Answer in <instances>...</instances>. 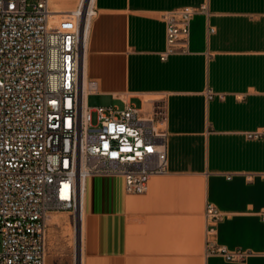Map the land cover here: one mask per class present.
<instances>
[{"label": "crops", "instance_id": "0c3cea01", "mask_svg": "<svg viewBox=\"0 0 264 264\" xmlns=\"http://www.w3.org/2000/svg\"><path fill=\"white\" fill-rule=\"evenodd\" d=\"M200 5L185 52L160 60L161 13ZM93 8L84 74L96 91L86 99L105 96L146 118L161 103L167 172L142 195L126 194L118 176L92 175L83 244L48 224L44 264H264V135L248 137L264 129V0H94ZM219 248L252 254L230 262L210 253Z\"/></svg>", "mask_w": 264, "mask_h": 264}, {"label": "built area", "instance_id": "2783aa9c", "mask_svg": "<svg viewBox=\"0 0 264 264\" xmlns=\"http://www.w3.org/2000/svg\"><path fill=\"white\" fill-rule=\"evenodd\" d=\"M52 12L50 0H0V264H44L48 218L71 213L77 228L85 177L118 176L126 194L142 195L153 177L167 172L161 103L148 118L131 106L86 105L96 91L83 67L85 19L94 8L84 20L79 8L72 11L66 26L52 25ZM205 12L200 5L161 13L166 48L160 60L185 52L190 21ZM263 135L264 129L248 133ZM206 217L212 222L218 213L209 206ZM210 253L230 262L252 254Z\"/></svg>", "mask_w": 264, "mask_h": 264}, {"label": "rangeland", "instance_id": "374dc122", "mask_svg": "<svg viewBox=\"0 0 264 264\" xmlns=\"http://www.w3.org/2000/svg\"><path fill=\"white\" fill-rule=\"evenodd\" d=\"M75 7V8H74ZM51 8H55L57 12H59L56 17H54V22L52 25L54 26H66L69 25V23H64L66 20V17L63 14H66L69 11H74L78 8V0H68L66 3L62 2V0H52L51 3ZM52 23V20H50ZM114 103L107 97L105 96H100V95H90L86 99V105L87 107L94 109L96 107L100 106H109L113 105ZM92 121L95 123V113H92ZM120 178V177H119ZM57 215L61 220H66L67 224H64L62 222H57L56 224H61L64 225L65 227V233L67 236L70 237L71 241L72 239L79 236V229L78 225L77 228L73 225V216L71 213L68 212H61V213H53ZM79 241V237L78 240ZM0 250H1V236H0Z\"/></svg>", "mask_w": 264, "mask_h": 264}, {"label": "bare ground", "instance_id": "6f19581e", "mask_svg": "<svg viewBox=\"0 0 264 264\" xmlns=\"http://www.w3.org/2000/svg\"><path fill=\"white\" fill-rule=\"evenodd\" d=\"M76 1V0H75ZM93 4H94V0H78V8H79V13L82 14V16L84 15V12L87 10H90L93 8ZM75 8V7H74ZM59 12L54 11L52 12L51 16H50V20H52V24H53V20L54 17H56V15ZM66 17V20L64 21V23H69L70 25H72L73 22V17H72V12L69 11L66 14H63ZM90 17H86L85 19V48H84V55H83V67L85 69V52H86V40H87V32H88V27H89V22H90ZM83 20H84V16H83ZM85 80H86V76H85ZM87 91V86H86V82H85V87H84V92L86 93ZM90 177H92V175L87 176L84 178V180L82 181V191H81V208L80 211L77 215V221H78V229H79V242L81 243V245L83 244L84 241V227H85V215H86V201H87V195H86V191H85V187L87 184V181L90 179ZM55 222H62L64 224H67L66 220H61L57 215L55 214H51L48 218V224H53ZM77 238V237H76ZM82 248V247H81Z\"/></svg>", "mask_w": 264, "mask_h": 264}]
</instances>
